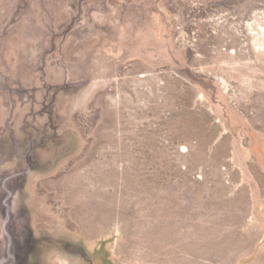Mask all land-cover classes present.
Here are the masks:
<instances>
[{
    "label": "rangeland",
    "instance_id": "obj_1",
    "mask_svg": "<svg viewBox=\"0 0 264 264\" xmlns=\"http://www.w3.org/2000/svg\"><path fill=\"white\" fill-rule=\"evenodd\" d=\"M0 259L264 264V0H0Z\"/></svg>",
    "mask_w": 264,
    "mask_h": 264
},
{
    "label": "water",
    "instance_id": "obj_2",
    "mask_svg": "<svg viewBox=\"0 0 264 264\" xmlns=\"http://www.w3.org/2000/svg\"><path fill=\"white\" fill-rule=\"evenodd\" d=\"M1 260V259H0ZM0 264H2L1 262H0Z\"/></svg>",
    "mask_w": 264,
    "mask_h": 264
},
{
    "label": "flooded vegetation",
    "instance_id": "obj_3",
    "mask_svg": "<svg viewBox=\"0 0 264 264\" xmlns=\"http://www.w3.org/2000/svg\"><path fill=\"white\" fill-rule=\"evenodd\" d=\"M6 219H8V218H6Z\"/></svg>",
    "mask_w": 264,
    "mask_h": 264
}]
</instances>
